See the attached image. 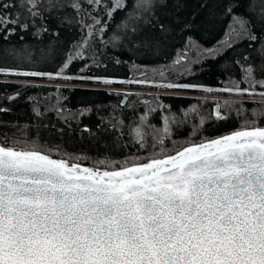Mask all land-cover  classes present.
<instances>
[{"label": "snow or ice", "instance_id": "snow-or-ice-1", "mask_svg": "<svg viewBox=\"0 0 264 264\" xmlns=\"http://www.w3.org/2000/svg\"><path fill=\"white\" fill-rule=\"evenodd\" d=\"M248 2L255 10L257 0ZM167 3L168 0H46L44 11L70 7L90 38L94 30L103 34L108 28L102 16L111 20L118 11L130 8L127 21L118 25L125 30L123 38L130 45L139 42L142 48H151L161 39L157 33L167 30L157 12ZM258 3L264 24V0ZM236 7V0H225L221 5V14L230 17L231 23L219 46L207 50L213 58L226 55L240 40L247 39L249 47L258 40L248 27L250 21L235 14ZM40 8L41 0H0V41H7L18 29L27 31L30 23L34 25L35 19L41 17ZM22 12L30 23L22 20ZM86 19L92 23H85ZM112 39L119 40L121 36L114 35ZM87 45L85 39L80 50L69 55L55 74L23 70L17 65L0 66V75L80 79L105 85L150 83L63 75L74 59L85 58ZM53 54L50 48H4L0 44V58L5 59L22 62L39 56L46 60ZM258 56V63L247 54L233 61L243 73L241 82L249 87L241 88L237 81L218 89L194 83L153 86L264 98V91H254L257 86L264 88V79L256 78L264 77V43ZM18 97L19 92L7 99ZM220 108L217 104L214 118L227 119ZM6 111L9 109L0 107V113ZM33 111L36 116L42 114L38 108ZM189 112H196L195 107L184 116ZM139 120L131 129L133 142L146 149L151 136V147H159V152L143 160L100 159L90 167L81 163L85 157L65 153L54 159L33 141H9L4 137L0 143V264H264V127L255 120L246 121L230 134L190 142L171 153L164 148L165 140L171 138L173 124L179 126L185 121L164 115L163 128L157 129L148 124L147 115ZM204 123L201 118L192 134ZM145 128H151V132ZM84 131L90 129L85 127Z\"/></svg>", "mask_w": 264, "mask_h": 264}, {"label": "trees", "instance_id": "trees-1", "mask_svg": "<svg viewBox=\"0 0 264 264\" xmlns=\"http://www.w3.org/2000/svg\"><path fill=\"white\" fill-rule=\"evenodd\" d=\"M45 2L41 0V17L35 19L34 25L22 12V20L30 23L29 29H18L16 35L7 41H0V44L4 48H50L54 54L46 60L37 56L33 61L22 62L11 57L0 58V66L19 65L23 70L55 74L67 57L74 56L87 39L85 58L74 59L63 75L147 80L150 83L105 85L80 79L0 75V107L9 109L0 113V143L4 142L5 136L9 141L28 139L54 159L61 158L65 153L82 156L85 159L81 163L90 167L100 159L122 162L140 157L143 160L159 152V147H151V136L147 138L146 149L133 142L131 129L139 124V118L143 115H147L148 124L157 129L163 128L164 115L185 121L179 126L173 124L171 138L165 140L164 148L171 153L190 142L199 143L230 134L244 126L246 121L255 120L258 126L264 127V116L253 115L264 113V98L259 95L239 96L153 86L194 83L218 89L233 86L232 81H243V73L233 61L247 54L252 62L258 63V49L264 43V24L261 23L258 0L255 10L249 7L248 0H236L239 7L234 9L235 14L250 21L248 27L257 34L258 40L252 42L251 47L247 39L240 40L226 55L215 58L207 50L219 46L231 23L230 17L221 14V5L225 0H168L167 7L157 10L159 20L165 23L167 30L157 33L161 39L151 48H142L139 42L130 45L123 38L125 30L118 25L127 21L130 8L118 11L111 20L102 16L108 28L103 34L94 30V35L89 38L86 36L87 29L78 22L73 9L64 7L44 11ZM202 3L207 6L201 7ZM9 11L14 13L16 9ZM85 23L92 21L86 19ZM34 32H38V35H33ZM114 35L121 36V39L114 41ZM177 60H181V63L177 64ZM256 78L264 79L259 75ZM240 87L249 85L241 82ZM254 91L259 93L264 88L257 86ZM17 92V99H7ZM217 104L221 105L220 111L227 119L214 118ZM160 105L164 107L160 108ZM193 107L196 112H189L185 117L184 113ZM34 108H38L42 114L36 116ZM201 118L205 123L193 135L192 130L199 125ZM113 125L116 127L113 128ZM85 127L90 131H84ZM145 130L151 132V128Z\"/></svg>", "mask_w": 264, "mask_h": 264}, {"label": "water", "instance_id": "water-1", "mask_svg": "<svg viewBox=\"0 0 264 264\" xmlns=\"http://www.w3.org/2000/svg\"><path fill=\"white\" fill-rule=\"evenodd\" d=\"M12 96H14V95H12ZM124 101H125V100H123V102H122V103H124ZM215 110H216V108H215Z\"/></svg>", "mask_w": 264, "mask_h": 264}]
</instances>
